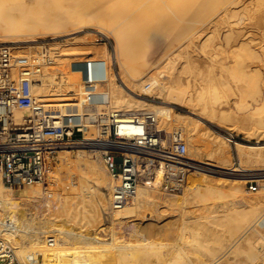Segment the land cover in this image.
<instances>
[{
    "label": "bare ground",
    "instance_id": "6f19581e",
    "mask_svg": "<svg viewBox=\"0 0 264 264\" xmlns=\"http://www.w3.org/2000/svg\"><path fill=\"white\" fill-rule=\"evenodd\" d=\"M87 25L115 40L118 73L105 47L88 36L72 42L77 48L54 54L9 46L16 59L38 60L39 66L33 64L30 73L39 81L31 85L33 96L55 116H64L65 123L83 127L84 142L75 144L78 161L87 143L90 153L97 155L99 148L133 152L124 144L98 140L99 129L91 125L90 117L112 111L124 115L122 139L145 133L150 118L157 125L153 130L169 140L176 131L182 132L189 141V156L204 142L217 157L231 161L222 140L225 135L201 120L184 118L183 124L172 108L150 106L136 97L149 93L168 104L183 103L191 113L231 130L241 128L249 136L264 138V0H0V44L32 42L22 37L40 28L58 37ZM31 115L28 109L16 112L17 120ZM161 126L175 130L168 135ZM214 133L218 140L212 138ZM60 145L66 149L62 159L71 164L72 143ZM235 145L241 162H264V145ZM144 160L138 166L144 184L138 183L132 201L117 210L111 205L113 178H107L99 163L86 165L92 188L88 181L89 188L85 184L83 191L77 186L72 190L79 191L84 208L98 219L93 230L71 226V183L55 188L57 176H49L50 184L46 179L16 197L0 168V217L11 222L1 228L0 249L10 246L18 264H130L135 253L136 264H264V182L257 192L247 191L237 176L214 174L189 157L185 193L163 191L164 195L160 192L164 162L149 185L144 175L151 160ZM227 195L243 202L222 203L219 199ZM43 204L49 213L42 217L37 208ZM168 211L178 221L160 224ZM124 220L134 226L130 238L116 230V223L122 226ZM145 221L150 222L144 229L148 237L139 227Z\"/></svg>",
    "mask_w": 264,
    "mask_h": 264
},
{
    "label": "built area",
    "instance_id": "2783aa9c",
    "mask_svg": "<svg viewBox=\"0 0 264 264\" xmlns=\"http://www.w3.org/2000/svg\"><path fill=\"white\" fill-rule=\"evenodd\" d=\"M32 61L28 63L25 59H16L8 45H0V168L4 183L15 192L45 181L58 163L60 144L85 135L81 125L65 123L64 116H55L33 96L30 73L33 64L39 65L37 59ZM24 109L30 110L32 115L17 120L16 112ZM123 119L122 113L113 111L90 117L91 125L99 129V141L108 145L124 144L133 150L129 153L98 149V155L114 178L112 208L120 209L135 197L141 179L138 166L145 161L144 158L151 160L149 170L144 175L145 182L154 184L159 166L164 162L162 190L168 194H183L187 187L189 164L182 132L176 131L168 140L165 133L153 130L154 121L147 118L145 133L122 139L120 121ZM164 140H168V145ZM136 149L142 153L135 152ZM119 162L123 164L121 172L117 169ZM4 219L0 217V231L3 225L11 226L10 219ZM18 263L10 246L5 245L0 249V264Z\"/></svg>",
    "mask_w": 264,
    "mask_h": 264
},
{
    "label": "rangeland",
    "instance_id": "374dc122",
    "mask_svg": "<svg viewBox=\"0 0 264 264\" xmlns=\"http://www.w3.org/2000/svg\"><path fill=\"white\" fill-rule=\"evenodd\" d=\"M98 29L99 28L97 26L94 27L93 25H87V26H83V28L81 27V30L76 32L75 34L65 35V33H64L58 37H55L54 35H52V33H46L45 32V31L48 32V30H46V29L43 30V28L42 29L40 28L37 31H35L33 33V35H31V36L26 35V37H22L23 40H26V38L34 40L32 42L3 43L0 45H8L10 47L11 46L15 47V46L20 45L21 46V48H19L20 50H27L28 48H32L31 50H35L37 53H39V55H42L43 52L44 53L47 52L46 54H49V52L53 53V52H56V51L61 50V49L66 50V49L77 48V47H75L76 46L75 44H72V42H75L76 39L82 40L83 38H86L88 36L87 38L92 40L96 45L101 46V47L102 46L105 47V49L108 51V54H109L110 65L113 68V70L118 73L120 71V61L116 57L115 40L113 39V37L107 36L106 34H103L102 32L98 31ZM24 34H25L24 31L23 32L21 31L20 35H24ZM72 46H74V47H72ZM80 47L81 46H79L78 48H80ZM12 51L14 52L13 48H12ZM14 55H17V54H15V52H14ZM46 58L48 59L47 62L49 63L50 61H49L48 56ZM32 80H33L32 85L35 84L36 82H39L35 78V75H33ZM120 81L122 83V80H119V82ZM185 82H187V81H185ZM188 85L189 84H186L185 87H187ZM33 94H34V92H33ZM133 95L136 96L135 93H133ZM136 97H139L140 99L145 100L150 106L151 105L152 106H158V107L164 106V107L172 108L174 113L181 118L180 122H182V119L184 121L185 120L184 118H189L190 120H193L195 122H199L198 120H201V121H204L207 125H209L215 131L220 132L223 135H225L224 139H222V140H223V142H225V146H227V148H229V151L231 152L232 157H231L230 162H227L226 161L227 159H224L223 157H217L215 154L212 153V148L210 147V143L204 144V142H203V144H201L199 149L196 152H194L192 156L188 155V146H187V159H188L187 164H189V157H191V160L193 162L200 164L201 167H204L205 169L210 170L214 174H217L220 176H234V177L237 176L236 178H238L243 183V187L247 191L257 192L260 189L261 184L264 182V179L261 178L264 176V162H244V163L241 162L239 160L238 153H236L237 150L235 148L236 147L235 143L241 142V143L251 144V145H255L257 143H260L261 145H264V138H257L255 136H249V135L245 134L244 130L241 128H239V130L237 128L231 130V129H229V127L227 125L220 124L219 122H217L215 120L213 121L201 113H198V112L196 114L191 113L190 112L191 109L188 108L183 103L181 105L177 104V103L176 104L165 103L164 100L159 95H156L154 93H149V95L136 96ZM230 114H232V113H230ZM225 121L227 123H231L229 118H227ZM237 124L241 125V123H238V122H237ZM155 126H157L156 122H154V124H152L153 129ZM180 126L182 127V125H180ZM180 126H179V128H180ZM161 128L164 129V131L168 135H170L175 130L173 128H165L163 126H161ZM217 136L218 135L216 133H214L212 138L214 140H218ZM167 138H168V136H167ZM74 140H78V141L71 142L72 143L71 150L73 153H75L77 151V147L75 144L83 143L84 137H82L81 135H78V137H75ZM168 140H169V138H168ZM168 140L166 141L167 144H168ZM188 142H187L186 137H185L186 145ZM88 145H89V143L85 144V150L86 151L84 153V156L81 157L82 161H78V159H77L78 153H75L72 155V161L73 162L69 165L66 162H64V159H62L63 157H65L64 155L66 153V149L64 147L65 145H63V147L60 148L59 152H58V156H59L58 163L56 164L53 172L49 176H53V175L55 177L57 176V181L55 180L56 182L54 184L55 188H57L58 186L61 189L67 188L69 183H71V185H69L71 187L70 202L73 203L72 204L73 207L71 206V226L83 225V226L87 227V229L93 230L98 223V219L90 211L91 209L89 207L84 208L85 205L82 203L83 201H82L81 197L78 198L79 197V194H78L79 191H81V190L83 191V189H86L85 187L88 186V181H89V186H91V187L90 188L87 187V188L91 189L93 186V181L90 180L91 176L89 173L86 174L88 169H86L85 167H86V165L88 167V165L90 163H96V164L99 163L103 166L104 171L107 174V178L108 177L113 178V177H112V174L109 172V170H108L105 162L103 161V159L97 154L90 153V151L88 149ZM116 156L119 157L118 155H116ZM117 169H118V172L122 171L123 164L121 162H119L117 164ZM1 174H2V171H1ZM249 175H252L255 177L249 178V177H247ZM87 177L88 178L90 177V179L88 181L86 180ZM113 180H114V178H113ZM221 180H224V179H221ZM50 182H52V181L47 179V183L50 184ZM85 184H86V186H85ZM140 184H144V183L141 182ZM83 185L85 187H83L81 189V187ZM75 186L78 187V189H79L78 192L77 191L75 192L74 190H72ZM30 187L31 186L26 187L25 189L18 191V192L14 191L13 194L16 197H23V196L27 195L28 188H30ZM160 192H162V194H164L162 187H161ZM164 195H166V194H164ZM74 197H76V198H74ZM107 197L110 198L109 192L107 193ZM231 199L237 200L239 202L238 206H240L241 202H243L242 201L243 198L229 196V195H227L226 197H223L222 200L221 199H219V200L221 202L222 201L225 202V201H228ZM219 200L214 199L213 201L215 202V201H219ZM224 202H222V203H224ZM76 203L77 204L81 203V204L77 205L76 207H78V209L80 207L81 208L80 210L82 211V213H80V210L77 211L78 210L77 208H74ZM82 205H83V207H82ZM46 208H48V207L45 204H43L40 206L39 209L37 208V210H38L37 212L39 214L41 212H43L44 214L43 213L40 214L43 217L45 215V213L46 214L49 213V212L48 213L46 212L49 210V208L48 209H46ZM44 210H46V211H44ZM12 211L14 212L15 210L12 209ZM151 212L152 211H149L148 213H151ZM173 215H175V216H173ZM176 216L177 215L175 213H173V212L171 213L168 211L167 214H164V216H163V218L166 217L165 219L161 220L162 217H160V224L161 223L166 224V223H168V221L169 222L170 221L171 222L178 221L179 218ZM137 223H139V221ZM144 223L139 226V227L142 226L143 231H145L146 227L148 225H150V222H148V221H145ZM58 224H61V223H58ZM135 224H136V222H135ZM115 227H116V230L118 232H120V235L124 234V236L130 238L129 234H130L131 229H133L134 226L132 225V223H129V220H124V223L122 224V226L120 224L116 223ZM50 235H53V234H50ZM146 236L148 237L149 234L145 231V237ZM164 239H168V238L166 237ZM137 260H138L137 253H135L134 257L132 259V263H130V264H136V263H133V261H137Z\"/></svg>",
    "mask_w": 264,
    "mask_h": 264
},
{
    "label": "crops",
    "instance_id": "0c3cea01",
    "mask_svg": "<svg viewBox=\"0 0 264 264\" xmlns=\"http://www.w3.org/2000/svg\"><path fill=\"white\" fill-rule=\"evenodd\" d=\"M79 139H80V138H79ZM79 139H78V140H79ZM78 140H74V139H73V141H72V142H76V141H78Z\"/></svg>",
    "mask_w": 264,
    "mask_h": 264
}]
</instances>
